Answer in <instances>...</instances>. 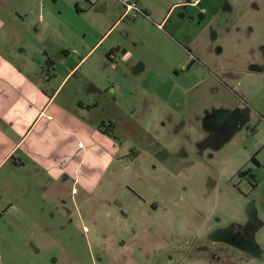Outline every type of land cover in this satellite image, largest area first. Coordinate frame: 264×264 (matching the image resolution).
Here are the masks:
<instances>
[{
    "label": "rangeland",
    "instance_id": "obj_1",
    "mask_svg": "<svg viewBox=\"0 0 264 264\" xmlns=\"http://www.w3.org/2000/svg\"><path fill=\"white\" fill-rule=\"evenodd\" d=\"M104 1L99 9L90 0H0L7 26L0 41L14 42L15 54L21 45L37 48L42 73L59 80L113 21ZM175 1L163 27L171 36V74L164 80L170 108L156 101L154 79L146 71L133 74L126 62L128 78L111 81L110 107L88 104L96 96L87 77L103 70L95 59L111 43L132 40L138 28L140 45L165 39L149 25L159 23L156 16L128 15L71 71L56 99L66 114L105 129L112 146L83 138L72 159L61 160L69 167L63 181L49 182L45 191L28 193L23 185L9 191L15 176L6 177L7 191L0 193L20 213L0 211V264H264V180L258 192L252 189L256 166L249 158L258 142L254 127L264 118L252 110L243 122L242 100L251 98L235 94L258 88L264 117V73H248L254 63L264 69V0L258 10L249 0H202L204 17L199 6ZM191 39L210 49L194 68L176 53ZM234 67L241 76L226 79L223 73ZM220 106L232 112L231 137L206 143L203 111ZM23 177L30 181L24 169Z\"/></svg>",
    "mask_w": 264,
    "mask_h": 264
},
{
    "label": "crops",
    "instance_id": "obj_2",
    "mask_svg": "<svg viewBox=\"0 0 264 264\" xmlns=\"http://www.w3.org/2000/svg\"><path fill=\"white\" fill-rule=\"evenodd\" d=\"M107 1L109 2L105 6H108L112 10L113 21L103 35L94 42L93 46L73 66L70 68L66 67L65 70L67 71L59 80L51 77L47 78L42 73L40 70L41 59L34 52H37V48L30 50L26 45H21L19 52L15 54L10 49L14 45V42H10L7 45V42L0 41V172L10 163V168L7 172L0 174V192L3 190L7 191L8 184L5 180L9 174L15 176L14 185H12L9 191L23 185L25 190L29 188L28 193L34 190L40 192L45 191L48 183L51 181H57V183L63 181V173L69 169L67 166L64 167L61 162L63 156L67 160H71L76 151L80 149L79 144L83 142V138L86 139V136L90 138L98 137L109 143V146H112V137L103 131L102 127L98 126L96 130L91 129L85 120H82L77 115L66 114L64 107L56 103L60 92L58 90L71 71L85 59L87 54L109 30L114 26L117 27L128 16L122 15L123 9L118 0ZM135 1L143 8L146 16L152 14L160 20L159 23H154L146 20V18L143 19L148 21L149 25L154 27L155 30L163 34L165 39L161 41L159 39L156 42L150 40L148 43L140 45L138 41L140 40L139 28L133 29V34H135L132 40L126 42L116 41V43L109 45L107 51L101 52L95 59V62H100L98 68L103 70H97L92 73L94 77L89 78L88 76L89 80L86 82L91 86V90L95 92L96 96L95 99H90L88 102L91 109L97 105H102L104 108L110 107V95L113 92L112 90L116 91V89L111 88V81H118L120 75L125 76L126 79L128 78V74L122 69V63L125 64V62L133 70V74L146 71L154 79L153 84L155 83L156 86L153 90L156 91V101L166 103L169 108L171 106V87L166 86V83H164V80L170 78L171 74V36L163 29L171 17V0H164V2H162L163 0H156V3L149 2L148 0ZM103 2L105 1L90 0V3L96 5L99 9L103 8ZM249 3L252 6L254 5L255 10L260 9L259 0H249ZM201 4L202 0H196L195 2L178 0L172 5L184 7L199 6L200 17H204V7ZM115 5L119 7V10H116ZM227 5L229 8L233 7L234 1H232V4L228 1ZM111 13L110 16L108 14V17H111ZM139 15H133L132 20L138 19ZM168 15L169 17H167ZM4 25V22L0 18V30L7 27ZM168 26L171 30V23ZM184 44V46L177 45L178 49L176 53L184 58L188 56L191 68L200 65V59L208 56L210 52L209 48L192 39L185 41ZM128 46L132 47V49H129ZM17 54L21 55L22 58L20 60H18ZM117 57H119V60H117ZM131 59L132 62L127 63ZM251 66L249 74L256 73L263 75L264 69L261 65L254 63ZM181 68H183V65ZM172 70L176 71L177 68L172 67ZM98 74L99 76L95 77ZM223 75L228 80L241 76L237 73L235 67L225 70ZM102 76L104 81H102ZM118 83L120 84V82ZM121 87L118 90L119 94H122ZM187 90L188 87L180 88L179 94L180 92L184 94ZM241 91L239 94L235 93L238 98H251L249 99L251 102H245L246 99L242 100L245 104L241 108L245 114L243 122H247L250 119V112L252 110L262 120L264 118L260 113V103L262 100L260 102L259 99L263 98V93L259 92L258 88L254 86L252 89L249 88L248 90ZM113 99L115 100L116 98L113 97ZM78 103L84 106L81 100ZM241 109H236V114ZM231 113L230 108L227 106L216 107L212 111L204 109L203 116H201L202 122L206 126V143L212 139H217L218 145H220L231 137L233 130L231 124L228 122V118L232 116ZM112 120H115V118ZM184 122L185 120H183ZM257 125V127H254V136H258V142L255 148L252 149L249 158L254 159L264 169V154H262L264 149V122L261 123L259 120ZM49 140L51 141V145L48 147ZM259 158L262 159L260 160ZM260 167H257L256 170L254 169L256 175L253 178L255 181L251 185L252 189H255L257 192L261 189L259 188V184L264 180V170H259ZM23 169L28 173L30 181L26 177H23ZM17 174L21 175L18 177ZM28 193L25 196L28 197ZM12 210L18 214L20 213V210L15 208L6 195L0 193V211L3 214L7 211L12 216L15 214ZM22 216L26 218L25 213Z\"/></svg>",
    "mask_w": 264,
    "mask_h": 264
},
{
    "label": "built area",
    "instance_id": "obj_3",
    "mask_svg": "<svg viewBox=\"0 0 264 264\" xmlns=\"http://www.w3.org/2000/svg\"><path fill=\"white\" fill-rule=\"evenodd\" d=\"M118 1L123 9V13H122L123 16L136 15V14L146 16L144 10H142V8L137 3V1L134 0H118ZM188 1L195 2L196 0H188Z\"/></svg>",
    "mask_w": 264,
    "mask_h": 264
},
{
    "label": "flooded vegetation",
    "instance_id": "obj_4",
    "mask_svg": "<svg viewBox=\"0 0 264 264\" xmlns=\"http://www.w3.org/2000/svg\"><path fill=\"white\" fill-rule=\"evenodd\" d=\"M252 160H253V163L255 164L256 168H257V167H260V166L255 162L254 159H252ZM263 167H264V166H263ZM261 169L264 170L263 168L260 167L259 170H261ZM255 170H256V169H255ZM248 172H249V170H248ZM252 182H253V181H252ZM252 184H253V183H251V185H252Z\"/></svg>",
    "mask_w": 264,
    "mask_h": 264
},
{
    "label": "trees",
    "instance_id": "obj_5",
    "mask_svg": "<svg viewBox=\"0 0 264 264\" xmlns=\"http://www.w3.org/2000/svg\"><path fill=\"white\" fill-rule=\"evenodd\" d=\"M103 131H105V129H103Z\"/></svg>",
    "mask_w": 264,
    "mask_h": 264
}]
</instances>
